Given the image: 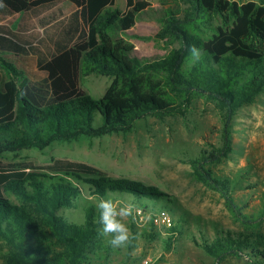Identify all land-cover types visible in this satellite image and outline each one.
<instances>
[{"label": "trees", "instance_id": "trees-1", "mask_svg": "<svg viewBox=\"0 0 264 264\" xmlns=\"http://www.w3.org/2000/svg\"><path fill=\"white\" fill-rule=\"evenodd\" d=\"M63 1L0 0V12L51 7L39 17L43 34L33 42L0 29V240L9 249L7 264H98L103 254L108 256L94 204L86 208L83 223L60 213L77 208L87 194L96 199L111 194L150 214L167 209L174 199L156 186L112 177L86 162L55 159L47 167H35L7 163L5 153L129 133L149 116L164 120L184 114L198 96L221 110L224 144L187 161L195 179L218 191L243 225L232 229L210 221L212 235L197 220L201 246L217 262L246 257L251 264H264L258 220L243 212L231 182L211 168L232 151L228 128L233 116L264 91V0H182L184 17L168 8L160 32L179 46L147 61L133 54L127 33L141 16L153 17L148 0H126L124 10L115 0H67L70 12L59 5ZM89 74L113 78L99 98L81 86L82 76ZM258 219H264V200ZM184 223L180 216L168 228L166 250L173 248ZM131 226L134 242L138 231ZM146 235L159 237L155 231Z\"/></svg>", "mask_w": 264, "mask_h": 264}, {"label": "rangeland", "instance_id": "rangeland-1", "mask_svg": "<svg viewBox=\"0 0 264 264\" xmlns=\"http://www.w3.org/2000/svg\"><path fill=\"white\" fill-rule=\"evenodd\" d=\"M148 1L153 17L141 16L127 33L128 40L134 45L133 54L145 61L159 59L179 46L178 42L172 44L167 38H161L160 32L168 8H173L183 18L186 7L182 0ZM59 5L66 12L72 10L70 1L65 0ZM115 6L126 9V0H115ZM49 11L51 7L24 13L0 12V29L25 42H33L43 34L39 17ZM218 22L212 21L213 24ZM12 58L14 56L8 59ZM112 81L113 78L107 75L89 74L82 76L81 86L99 98ZM228 129L232 151L211 168L215 176L231 182L235 200L245 214L258 220V231L264 234V219H258L264 200V91L253 103L237 111ZM224 134L225 120L221 110L213 100L198 96L186 106L184 114L168 116L164 120L149 116L139 120L129 133L56 141L44 149L33 147L7 152L3 160L35 167H47L55 159L86 162L112 177H127L156 186L174 199L173 205L169 204L165 209L172 225L155 224L150 213L140 219L134 211V219H127L131 235L132 224L138 231L134 242L131 239L127 247L113 248L108 243L110 238L104 237L110 249L108 256L103 254V260L98 264H143L145 259L150 260L149 264H251L246 257H227L217 262L201 246L203 239L197 227V220H200L212 235L213 228L208 226L210 221L232 229L243 227L234 219L220 193L195 179L187 161L204 149L222 147ZM96 200L87 194L79 200L77 208H63L60 213L70 221L83 223L86 208ZM122 202L129 204L126 200ZM180 216L187 223H184L182 233L176 235L173 248L166 250L168 228ZM152 231L159 233V237L151 240L145 236L146 232ZM8 253L6 243L0 240V264H7Z\"/></svg>", "mask_w": 264, "mask_h": 264}, {"label": "clouds", "instance_id": "clouds-1", "mask_svg": "<svg viewBox=\"0 0 264 264\" xmlns=\"http://www.w3.org/2000/svg\"><path fill=\"white\" fill-rule=\"evenodd\" d=\"M192 53L195 56L199 54V51L193 48ZM94 207L97 212L100 234L110 238L108 243L113 248L127 247L132 239L127 219L130 217L134 219V206L109 194L94 201Z\"/></svg>", "mask_w": 264, "mask_h": 264}, {"label": "built area", "instance_id": "built-area-1", "mask_svg": "<svg viewBox=\"0 0 264 264\" xmlns=\"http://www.w3.org/2000/svg\"><path fill=\"white\" fill-rule=\"evenodd\" d=\"M136 216L140 219H144L145 213L141 208H136L135 209ZM152 217V220L154 221L155 224H161V223H167L168 225H172L171 217L169 213L166 210H163L157 214H150ZM150 260L145 259L143 264H149Z\"/></svg>", "mask_w": 264, "mask_h": 264}]
</instances>
